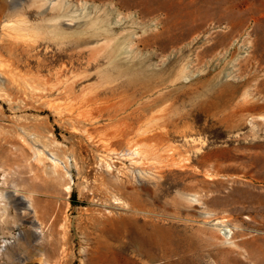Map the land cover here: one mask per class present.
I'll list each match as a JSON object with an SVG mask.
<instances>
[{"label": "rangeland", "instance_id": "rangeland-1", "mask_svg": "<svg viewBox=\"0 0 264 264\" xmlns=\"http://www.w3.org/2000/svg\"><path fill=\"white\" fill-rule=\"evenodd\" d=\"M0 53L16 66L43 61L52 82L66 71L77 96L110 87L101 96L129 103L135 130L166 127L143 148L159 152L149 167L169 177L161 187L145 181L134 209L118 207L101 181L116 183V168L130 164L120 158L129 134L114 138L109 172L100 160L107 115L46 106L52 97L67 105L57 93L20 111L6 103L0 131L31 116L71 176L51 180L52 161H36L30 144L0 145L10 163L0 164V264H264V0H0Z\"/></svg>", "mask_w": 264, "mask_h": 264}, {"label": "bare ground", "instance_id": "bare-ground-1", "mask_svg": "<svg viewBox=\"0 0 264 264\" xmlns=\"http://www.w3.org/2000/svg\"><path fill=\"white\" fill-rule=\"evenodd\" d=\"M64 15L65 14H63V12H62V13L58 14L57 17L51 18V20H56V19L59 20ZM21 20H22V22L24 21V19H21ZM21 24H18V23L12 24L11 23L9 25V27L11 28V30L13 28V31L17 30L19 28L27 29L28 31H31L28 28L24 27V25H21ZM57 26H58L57 24L54 25V27H57ZM5 27H7V26H5ZM17 32H19V31H17ZM57 34H62V30H61V32H58ZM41 35L38 34L39 37ZM22 36H23V34H22ZM17 37H21V34H20V36H17ZM35 37L37 38V36H35ZM35 37H33V39ZM16 40H17V38H16ZM29 43L30 42L27 43V45H28L27 47L30 50L38 49V47L40 46V43L37 46L29 44ZM20 45H22V43L20 41L18 43H15V46H20ZM119 45H120V43H115L114 44V49L117 48ZM36 53H39V50H36ZM82 54H83V51H80V52L77 53V56H80ZM3 57H5V56H3ZM4 60H3V58L1 59V57H0V100H2V102L0 103V113L7 111V108H6L7 106L5 107L6 103L9 104L16 111H20V110L24 109L25 107H27L28 103L30 101H32V100L39 101L41 98H44V97L48 98L49 96L57 93V97L56 98H60V99L61 98H67L68 100L70 99V101L67 103V105L64 107V105H62L60 103L58 104V102L57 103L55 101L51 102L52 101L51 99L54 98V97H52L50 100L46 99L47 100L46 104H45L46 106H48L47 103H49L52 107L54 106L55 108L60 109L61 111H65V112L67 111L66 114H74V112L76 110H78V109H80L82 107H85V106H90V108H88L89 109L88 112L90 113V114H88L89 116H93L94 114H96L97 116H99L101 118V117H105V115H107V119L109 121L107 122V125H105L106 132H104V135L102 136L101 140H102V143L104 145L105 151L108 152V153H106L104 151L105 154L100 157V160H101V162L103 161L105 164H107V168H108L109 172H110V170H114V165L108 160L109 157H110L111 152L116 150V149L114 150V148H112V145L114 144V141H115L114 138L118 137V139H120V138H122L123 136H125L127 134L132 135L131 137L128 135L129 142L132 143V146L127 148V150L122 151L123 153H121V157H120L121 160L129 161L130 164H128V165L126 164V165H123V166L121 165V167L116 168L117 171H118L117 173L119 174L118 177L116 176L117 177L116 178V183H114L112 181L113 182L112 185H109L108 183H106L104 181H101L102 182L101 183V190H103V193L105 194L106 197H108L109 199H113L115 201L114 203L118 207H123V208H126V209H134L136 198L140 195V190L144 189L146 186L150 185L149 183H145V181L146 182L152 181L154 183V185L157 186V187L158 186L161 187L162 185H165L167 182H169V177L167 176L168 174L167 175H164V174L162 175V173L160 171H156L155 169L152 170V167H149L151 165L153 166V164L149 162V159L151 160V158L159 156L160 155L159 152L158 153H156L155 151L149 152L150 150H145V148H143V145H148L147 140L155 142L154 140H157V138L159 136H161L160 134H164L163 132L165 131L164 129L166 127L160 129L161 126L163 127L164 124L159 126L160 127L159 128L160 131H156V129H154L152 126L151 127L149 126V127L145 128V129L143 128L144 130H142V132H140L139 129H141L142 126L139 127L137 130H135L136 127L134 128L132 126L133 125V121L132 122H128V121L125 120V119H129V118H133V115L136 113V110L135 111H131V112H127V105L129 103L127 104V103H125L122 100L123 103L120 106H118L117 105L118 102L117 101L113 102L112 101V97L110 95L107 94L105 97L101 96L103 93L108 92L110 87L107 88L106 90H101V91H97V92H95L96 90L93 89L92 91H94V92H92L91 94H89V95L86 94L85 97H82L81 94H80L79 96H81L82 98H79V96H77L75 94V91H74L75 87L71 84V82L69 81V78L67 80L66 79H61L62 74H64L66 71H62L61 73L57 72L56 73L57 76L55 75L56 78L52 82L53 78L51 76L44 77L42 75V71L44 70L43 61L35 59V61L38 62V67L34 68V66H31V63L34 60H32L31 58H28L27 61H25V62L19 61L20 63H19L18 66H16L14 61H13V63H10V62L8 63V60L7 61L6 60L4 61ZM21 66H22V69L20 68ZM71 73H73V72L71 71ZM44 74H46V73H44ZM81 74H83V73H81ZM65 76H66V73H65ZM83 76H84V74H83ZM74 77L76 78V76H74ZM79 78H80V76H79ZM80 83L81 82H79V84ZM162 83H164V82H162ZM152 84H153V82H152ZM156 86H157V84H156ZM90 87H92V86H90ZM154 87H155L154 85H149V86H147L145 88H146V91L148 92V91L153 90ZM101 99H102V101H100ZM61 101H64V100L61 99ZM43 102H45V101H43ZM40 104H42V103H40ZM126 112H127V114H124ZM80 113H83V112L81 111ZM84 114H86V113H84ZM84 114H83V116H84ZM121 114L122 115L124 114V115L122 116V118H119V116ZM1 115H2V113H1ZM60 115H62V114H60ZM157 116H159V115H157ZM30 117H29V119H30ZM38 117H39V115L33 117L36 122L39 121ZM94 117L95 116L90 117V118H94ZM28 120H27V118H25L21 114H20V116L19 115L15 116V122H16L15 131L13 132V134L11 133V135H6V134H8L7 132H5L6 134L4 135L0 131V145L2 147H6V143L8 141H11V142H13L16 145V146H14V148L16 147V149H19L21 151H25L27 144H30L29 146L32 145V148L34 150L33 152H35L34 156H35L36 161H39V162H44L46 160H48V161L51 160L52 161L53 165H52L51 170H50L51 177H52L51 180H54V179L58 180L60 175L63 174V170H65V175H68L70 177L71 176V172H70V164L71 163H69L68 160H64V159L60 158L61 154H59L58 151L55 148H53V147L56 146V145L53 146L55 141L52 144V143H50L49 139L41 138V136H43V135H41L39 133L40 132V130H39L40 126H39L38 122L36 124L34 122V124L32 126H30L28 124ZM83 120H85V118ZM83 120L80 119L78 121L79 122H84ZM88 120H90V119H88ZM122 120H123V122H122ZM156 120H158V118ZM7 121H9V119ZM116 122H118V123H116ZM86 126H89V125H86ZM155 126H156V124H155ZM74 129L75 130L77 129L78 131L80 130V129H78V127L74 128ZM83 129H85V128H83ZM4 131H7V130H4ZM84 131L88 132L87 129H85ZM49 132H50V130H49ZM151 132H153V133H151ZM166 133H169V131L167 130ZM27 136H29V137H27ZM29 138H30V140H29ZM2 139H3V142H1ZM4 139H5L6 142H4ZM157 143L159 144V142H157ZM40 144L42 145L41 147H39ZM134 146H137V147H134ZM156 147H159V145L156 146ZM32 148H30V149H32ZM150 154H152L154 156L150 157ZM62 155H63V153H62ZM111 156H112V154H111ZM169 157H171V158H169ZM18 158H21V156H16L14 158V160H17ZM63 158H65V155H64ZM165 158H166L167 161H172V163H173V160H175V157H174V155H172V152H171L170 155L165 156ZM9 159L13 160V159H11V157H9ZM125 161H123V162H125ZM142 163L143 164H147V166L146 167L145 166L144 167H140L139 165L140 164L142 165ZM0 164H2V166L4 168H7L6 166H8L10 163H8V161L6 160V161H3V163L0 162ZM166 166L167 165H165V167ZM173 166H174V164H173ZM68 188L70 189L71 186L69 185ZM127 188H131L132 189V190L129 191L130 195L132 196L131 199H130V197L124 195L125 193H123ZM12 193H14V192H12ZM15 193H17L16 190H15ZM5 196L6 195H4V197ZM24 198H26V197L24 196ZM6 207L4 209H2V207H0V212L1 213L6 212L7 211ZM214 224H218V223L216 222ZM231 232H232L231 229H229L227 231L226 234H227L228 237L230 236ZM6 245H7V242H4L2 246H6ZM114 258L116 260L119 259L116 256Z\"/></svg>", "mask_w": 264, "mask_h": 264}]
</instances>
